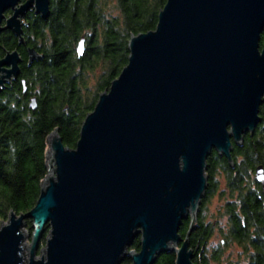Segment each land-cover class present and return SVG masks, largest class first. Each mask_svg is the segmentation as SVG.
<instances>
[{"label":"water","instance_id":"obj_1","mask_svg":"<svg viewBox=\"0 0 264 264\" xmlns=\"http://www.w3.org/2000/svg\"><path fill=\"white\" fill-rule=\"evenodd\" d=\"M31 11L47 19L50 0H0V34L26 44ZM263 31L264 0H167L156 28L131 36L129 62L86 116L76 148L58 129L48 136L40 197L0 227V264H154L169 252L175 264H197L189 238L209 186L207 160L216 151L233 166L234 144L261 122ZM28 53L29 65L43 58ZM21 62L16 50L0 59V91L19 78ZM255 178L264 186L262 166ZM138 237L140 250H129Z\"/></svg>","mask_w":264,"mask_h":264},{"label":"trees","instance_id":"obj_2","mask_svg":"<svg viewBox=\"0 0 264 264\" xmlns=\"http://www.w3.org/2000/svg\"><path fill=\"white\" fill-rule=\"evenodd\" d=\"M166 2L50 0L47 19L33 11L28 13L23 28L26 44H20L10 31L0 34V59L8 51L16 50L24 63L20 77L0 91V227L12 212L21 215L34 208L40 197L42 181L48 173V136L58 129L64 145L76 148L83 122L98 101L97 92L109 88L129 62L131 36L154 30ZM112 3L117 15L106 13V7ZM83 37L86 51L79 57L77 47ZM261 38L264 41V31ZM28 48L43 54V58L30 67L27 66ZM99 65L104 70L96 91L85 94L88 86L84 73ZM32 99H36V109L30 106ZM260 116L262 122L255 134L244 136L243 147L233 146V160L242 157L240 165L235 163V167H231L225 156L221 157L216 151L209 156V186L201 205L203 207L216 190L217 172L224 173L231 182L237 179V173L241 187L232 186L234 191L237 189L243 194L245 220L239 218L235 203L231 204L225 241L254 246L258 254L251 258L252 264H264V199L259 198L260 185L256 186L253 179L256 167L264 163V104ZM201 216L199 214L198 223L190 235V246L195 250L198 248L195 263L209 264L204 252L214 229ZM26 225L32 233V220ZM189 225V219L183 221L180 227L182 236L187 235ZM48 233L49 229L44 238ZM130 249L140 250V237ZM220 255L221 250H215L214 260ZM175 260V252L162 253L154 264H175ZM130 263L131 259L126 258L123 264Z\"/></svg>","mask_w":264,"mask_h":264},{"label":"rangeland","instance_id":"obj_3","mask_svg":"<svg viewBox=\"0 0 264 264\" xmlns=\"http://www.w3.org/2000/svg\"><path fill=\"white\" fill-rule=\"evenodd\" d=\"M106 13L107 14L113 13V15L118 14V11L115 8L114 3H112L106 7ZM5 15H6V17H9L11 14L9 13V11H7L5 13ZM83 39H85V38L83 37ZM80 42H79V44H80ZM79 44H78V46H79ZM84 49H85L84 50V53H85V51H86L85 44H84ZM41 55H43V54H41ZM103 70H104V68L101 65H99V66H96L93 70H90L89 72L84 73L85 77H86L87 86H88V90H84L85 94L88 93V91H90V92L96 91V86H97L98 80L100 79V76L102 75ZM85 72H86V70H85ZM105 91H98L97 93L100 96V94L104 93ZM99 96H98V98H99ZM260 126L263 127V124ZM255 132H256V130H255ZM255 132L253 134H251V136H253L255 134ZM247 134H249V133H247ZM247 134H245L244 136H246ZM232 153H233V151H232ZM236 176H237V173H236ZM236 176H235V178H237V179H234V181L231 182V181L227 180V177H225L224 173L217 172L215 175V181L217 182L216 190L214 193H212L207 198V200L204 202V206L203 207L201 206V210L199 212L200 216L202 215L201 217H203L204 222L209 224V225H212L213 229H214L213 234H212L210 240L208 241V243L206 245L207 248H205V252H204L205 256H207V258L209 260V264H252L251 260H253V259H251V258H253L256 254H258V253H256V249L254 246L249 245V247H246L247 244H240L238 242H227V241H225V239H226L225 233L229 228L228 225L230 222L228 208H230L231 207L230 205L233 203H235V205H236V202H237L238 193H236L234 191V188L232 186V184L234 186L237 184L236 185V188H237V186L240 184V182L238 181L239 179ZM237 210H238V207H237ZM9 218H10V216H9ZM9 218L3 224H6L9 221ZM28 220L29 219L26 220V224H27ZM47 229H49V233H50V228L48 227ZM46 230H45V233H46ZM32 232H33V230H32ZM24 233L26 235V239L24 241V244L26 247L25 249L27 252L26 257L28 258L29 257V250H30V246H31V233L27 229V225L24 228ZM45 233L39 242V247L37 250V257H40L41 250L43 248H46V240L49 237V233L46 236V238H44ZM260 236H263V235H260ZM43 238H44V241H43ZM261 239L263 241V237H260V240ZM189 240H190V238H189ZM190 249H193V248L190 246ZM129 250H132V249H129ZM193 250H194V257H195V251L196 250L198 251V248L196 250L195 249H193ZM215 250H221V255L219 256L218 260H214V258H213ZM125 259L122 261L121 264L124 263ZM175 263H176V260H175ZM130 264H132V261Z\"/></svg>","mask_w":264,"mask_h":264},{"label":"flooded vegetation","instance_id":"obj_4","mask_svg":"<svg viewBox=\"0 0 264 264\" xmlns=\"http://www.w3.org/2000/svg\"><path fill=\"white\" fill-rule=\"evenodd\" d=\"M12 36H14L13 35V33H12ZM24 63H22L21 62V64H20V67L23 65ZM32 65V64H31ZM31 65H29V64H27V66L28 67H30ZM15 80H13L12 81V83L14 82ZM243 145H244V141H243V143L241 144V145H238L239 147H243ZM221 156V155H220ZM222 157V156H221ZM226 158V157H225ZM227 159V158H226ZM227 161H228V159H227ZM241 161H242V157H240V156H237L236 157V161L234 160V164L236 163V165H240L241 164ZM228 163H229V161H228ZM230 164V163H229ZM234 164H233V166H234ZM231 167H233L232 165H230ZM258 166H262L263 168H264V163H261V164H259ZM257 166V167H258ZM235 167V166H234ZM257 167H256V169H257ZM256 169H255V172H254V174H253V179H254V181H255V185L257 186V185H260V191L258 190V193H259V198L260 199H264V186H263V184L262 183H260V182H258L257 180H256V178H255V173H256ZM240 182V181H239ZM256 186H253V188L255 187L256 189H258ZM241 187V182H240V184L237 186V188H240ZM244 187H246L245 185H244ZM236 193H238V195H237V202H236V206L238 207V216H239V218L240 219H242L243 220V222H244V220H245V217L243 216V194H242V192L241 191H239V190H237L236 189V191H235Z\"/></svg>","mask_w":264,"mask_h":264},{"label":"bare ground","instance_id":"obj_5","mask_svg":"<svg viewBox=\"0 0 264 264\" xmlns=\"http://www.w3.org/2000/svg\"><path fill=\"white\" fill-rule=\"evenodd\" d=\"M24 246H25V244H24ZM25 248H26V247H25ZM27 249H28V248H27ZM26 253H27V252H26V249H25V250H24V254L26 255Z\"/></svg>","mask_w":264,"mask_h":264}]
</instances>
